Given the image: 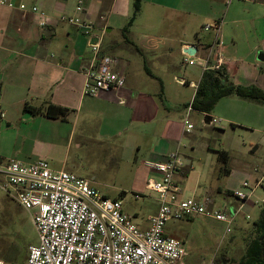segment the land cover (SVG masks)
<instances>
[{
	"label": "crops",
	"instance_id": "crops-1",
	"mask_svg": "<svg viewBox=\"0 0 264 264\" xmlns=\"http://www.w3.org/2000/svg\"><path fill=\"white\" fill-rule=\"evenodd\" d=\"M0 1L16 5L15 8H10L0 3V159L3 161L18 159L11 157V152L2 146L3 136H8L13 147L17 141L19 145L30 143L26 155L19 160L35 162L40 154H50L53 147H62L58 139H54L59 133L67 134V146H70L81 118L82 133L94 136L99 142L108 141L115 136L123 137L131 127L135 128L131 135L134 139L138 135L158 137L157 144L148 151L150 158L143 164L148 161H166L172 153L180 152L183 135L190 133L186 132L184 119L203 74L209 71L204 70L202 65V60L209 56L212 65L216 64L218 56L223 59L224 65L219 70L226 72L232 84L264 92V61L258 59L260 54L264 56V0H142V4L146 2L169 11L172 15L169 14L168 18L170 17L173 25V20L180 21L177 23L181 33L164 35L161 39L159 37V46L163 40L179 44L182 59L183 53L190 46L197 48L193 54L197 63L188 68L176 67L170 76L174 83L186 85L195 91L188 102L177 104L183 121L181 135L170 118L165 120L162 132H157L160 107L156 96L161 88L154 85L153 81H159L165 89L164 78L148 69L153 75L147 72L146 75L152 82L145 81L142 77L138 80L133 75L130 61H122L117 55L109 54L102 46V39L107 34L115 30L122 31L127 26L131 0H82L84 12L81 16L95 24V34L101 39V53L118 57L120 64L117 70L125 77L123 88L103 92L98 96L83 95L84 71L93 54L90 53V42L75 26L61 20L64 16L78 15L76 6L80 0H72V3L70 0ZM20 4H26L28 8L38 6L50 17L49 24L42 27L39 24L40 16L30 10H20ZM206 26L210 28L205 30ZM128 35V32L124 34L122 40L130 41ZM156 40L157 38L151 37L143 40V43L147 42V49L151 53L157 51ZM139 48L143 49V46ZM144 68H147L145 63ZM26 104L33 107L51 104L66 108L69 112L65 119H51L26 112ZM193 111L204 115L207 124L214 113L226 124H230L233 130L246 131L251 140L243 141L245 148L249 146L255 152L264 147L263 101L232 94L220 99L210 113L195 109ZM147 126L153 127L148 130L145 128ZM117 127L120 129L115 132ZM77 146H81L80 141ZM137 147L141 148L139 144ZM187 158V164L175 178L184 179L189 170L194 169L193 158ZM60 167L63 170L68 167L65 159ZM260 181L264 189V172L257 177V182ZM243 182L247 181L240 182L237 188ZM258 188L251 199L255 198ZM217 190L223 192L221 187ZM231 192L232 189H229L223 193L227 195ZM251 199L242 204L241 211ZM263 209L264 207L258 218ZM147 222L148 220L141 224L142 228L148 227Z\"/></svg>",
	"mask_w": 264,
	"mask_h": 264
},
{
	"label": "rangeland",
	"instance_id": "rangeland-1",
	"mask_svg": "<svg viewBox=\"0 0 264 264\" xmlns=\"http://www.w3.org/2000/svg\"><path fill=\"white\" fill-rule=\"evenodd\" d=\"M72 2L70 0V3ZM142 5L141 12L128 30L130 41L122 40L123 32L115 30L102 39V46L109 54L117 55L122 61H130L133 75L138 80L142 77L143 80L152 82L146 75L144 63L155 75L164 78L165 89L159 81H153L154 85L161 88V92L156 96L160 107L157 132H162L165 120L170 118L181 135L183 121L177 104L188 102L195 91L186 85L174 83L170 76L176 67L188 68L193 65L183 63L179 44L163 40L159 46V37L161 39L164 35L181 33L177 23L180 21L173 20V25L170 17L168 18L169 11L146 2ZM128 13L130 19L134 15V0L130 1ZM178 18L181 19L180 14ZM146 37L157 38L155 53L148 51L146 41L143 43ZM140 46H143V49H140ZM90 53L92 54L91 51ZM211 117L221 120L220 124L209 125L205 122L204 115L195 111L190 113L189 121L194 128L189 134L183 135L180 154L185 164L187 157L193 158L194 169L189 170L186 178L176 179L184 190L185 198L210 195L216 201L217 207L231 213L240 203L231 193L226 195L223 192L229 189L235 191L238 184L244 180L251 187L258 183L257 177L264 172V147L255 152L249 146L245 148L243 141L251 140L246 131L233 130L230 124H226L214 113ZM155 126L145 128L151 130ZM119 127L114 131L118 132ZM134 129L131 127L123 137L115 136L108 141L99 142L94 136L82 133L81 118L75 139L70 146H67V134L59 133L54 139H58L62 147H53L50 154H40L43 157L39 156L37 160L47 161L59 170L65 159L68 163L66 171L90 180L92 186L107 197L121 200L124 211L134 216V222L143 227L141 224L155 214L159 206L158 195L146 190L148 180L157 176L151 168L143 164L150 158L148 151L157 144L158 137L138 135V138L134 139L131 136ZM257 134L261 136L260 133ZM79 141L80 147L77 146ZM137 144L141 148H138ZM2 146L11 152V157L23 159L30 143L19 145L17 141L13 147V142L8 140V136H3ZM218 151L228 152V163L219 159ZM226 167L230 169V173H221L220 170L223 168L224 171ZM218 187H221L223 192H219ZM137 194L140 198H136ZM263 198L264 189L261 185L255 193V198H252L237 216L229 233L226 231V224L201 217L170 223L166 227L167 233L184 243L187 252L184 261L187 264H236L244 255L249 238L254 236V222L264 207L263 203L255 205L254 202ZM37 243L38 235L30 213L0 190V261L5 264H27L28 247Z\"/></svg>",
	"mask_w": 264,
	"mask_h": 264
},
{
	"label": "built area",
	"instance_id": "built-area-1",
	"mask_svg": "<svg viewBox=\"0 0 264 264\" xmlns=\"http://www.w3.org/2000/svg\"><path fill=\"white\" fill-rule=\"evenodd\" d=\"M10 8L12 2L0 1ZM40 16L39 24L45 27L50 17L38 6L28 8ZM83 1L76 6L75 16L61 20L75 26L91 41L96 36L95 24L84 16ZM210 26H206L208 30ZM92 57L84 71V96H98L125 86V77L117 70L120 59L101 53V39L90 44ZM204 70H219L224 61L218 56L212 65L210 56L202 60ZM185 65H195V56L183 53ZM192 106L184 119L186 132L194 128L189 121ZM221 120L211 118L209 125ZM156 174L146 183V190L158 195V210L149 216L148 227L142 228L127 214L119 199H111L92 186L90 180L63 169H55L44 160L25 162L19 159H0V190L17 201L29 212L38 235V243L28 247L27 264H187L184 243L169 235L170 222L208 218L227 225V233L235 223L242 204L251 199L261 181L251 187L243 182L231 195L240 202L233 212L216 206L210 195L185 198L177 173L185 167L180 152L172 153L166 161L145 163ZM248 190V191H247ZM140 198V195H136ZM256 204H264V199ZM0 264H5L0 261Z\"/></svg>",
	"mask_w": 264,
	"mask_h": 264
},
{
	"label": "trees",
	"instance_id": "trees-1",
	"mask_svg": "<svg viewBox=\"0 0 264 264\" xmlns=\"http://www.w3.org/2000/svg\"><path fill=\"white\" fill-rule=\"evenodd\" d=\"M142 0H134V15L129 19V22L123 33L126 34L129 27L134 24L135 19L141 12ZM146 72L150 75L151 71L146 68ZM236 94L243 98H250L261 100L264 102V92L257 88H244L236 86L228 80V76L224 70L206 71L199 83L195 97L191 106L196 111L202 113H210L215 105L223 97ZM25 111L33 115H44L51 119H65L68 115V109L55 105H46L42 107H33L28 104L25 105ZM219 159L224 163L230 160L229 154L226 151H218ZM223 169V168H222ZM220 170V172L230 173V169ZM254 236L249 238V242L244 255L239 259L236 264H264V209L260 217L254 222L253 225Z\"/></svg>",
	"mask_w": 264,
	"mask_h": 264
},
{
	"label": "water",
	"instance_id": "water-1",
	"mask_svg": "<svg viewBox=\"0 0 264 264\" xmlns=\"http://www.w3.org/2000/svg\"><path fill=\"white\" fill-rule=\"evenodd\" d=\"M98 41H99V38H98V37H94V38L91 39L90 44H96V43H98ZM196 51H197V48H196V49H193V48H191V46H190V48H189L188 50H186V52H187L188 54H190V55L195 54ZM258 59H259L260 61H264V56H263V54H260ZM211 118H212V117H209L208 122H210Z\"/></svg>",
	"mask_w": 264,
	"mask_h": 264
},
{
	"label": "flooded vegetation",
	"instance_id": "flooded-vegetation-1",
	"mask_svg": "<svg viewBox=\"0 0 264 264\" xmlns=\"http://www.w3.org/2000/svg\"><path fill=\"white\" fill-rule=\"evenodd\" d=\"M214 264H217L216 262H214Z\"/></svg>",
	"mask_w": 264,
	"mask_h": 264
}]
</instances>
